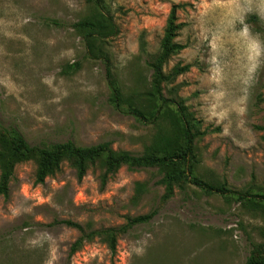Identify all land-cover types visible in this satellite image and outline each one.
<instances>
[{"label": "rangeland", "instance_id": "rangeland-1", "mask_svg": "<svg viewBox=\"0 0 264 264\" xmlns=\"http://www.w3.org/2000/svg\"><path fill=\"white\" fill-rule=\"evenodd\" d=\"M115 33L97 42L124 99L149 87V56L158 47L169 7L183 45L162 65H188L162 86L183 106L193 132L191 176L216 188L259 191L264 179V0H99ZM91 0H0V124L14 127L29 144L69 140L87 146L107 141L114 150L140 153L168 119L137 120L108 101L105 66L88 56L72 24L93 11ZM144 41V51L138 48ZM76 65L72 66V64ZM137 102V101H136ZM141 106L146 104L142 100ZM35 163H15L0 194V251L21 250L31 264H63L76 229L122 224L155 210L147 222L116 236L110 255L98 236L83 241L69 264H242L263 221L224 194L191 182L162 199L156 166L118 167L100 183L96 161L80 179L62 162L34 181ZM190 178V175H187ZM147 190L130 201L133 183ZM15 250V251H16ZM17 252V251H16ZM18 253V252H17ZM1 259V256H0Z\"/></svg>", "mask_w": 264, "mask_h": 264}, {"label": "trees", "instance_id": "trees-1", "mask_svg": "<svg viewBox=\"0 0 264 264\" xmlns=\"http://www.w3.org/2000/svg\"><path fill=\"white\" fill-rule=\"evenodd\" d=\"M91 1L94 5L93 11L89 16L74 22L72 27L80 34L86 54L103 61L106 84L109 89V103L118 109L124 105L123 111L130 113L137 120L149 119L155 122L164 115L168 119V126L164 129L160 128L151 144L145 147L142 152L131 153L127 150H114L107 141L87 146L76 145L69 140L44 145L29 144L14 127L0 124V194L6 196L7 183L15 163L25 160L34 161V181L37 183L42 182L46 176L57 172L62 162H67L73 168L77 179L83 176L88 166L96 161L100 162L103 167L100 175L101 184L104 183L108 174L122 165L130 170L156 166L161 172V177L157 182L163 187L162 199L172 195L174 186L191 182L205 192H211L215 189V192L224 194L227 191V196L236 200L239 207L261 218L263 225L259 226L257 231L260 239L250 243V248L242 264H264V179L259 191L250 192L249 189L228 191L221 186L213 188L210 184L191 176L194 134L190 131L187 112H184L181 104L174 102L171 98L164 97L162 94V86L171 82L177 74L188 68V65H173L167 73L162 71V65L167 58L183 48L182 44L174 41L180 25L176 22V10L180 4H172L169 7L157 50L149 56L147 62L150 69L149 87L132 94L135 105L130 104V102L125 105L124 95L110 74L107 56L101 46L96 44L102 42V39L108 35H113L116 30L108 13L102 9L99 0ZM138 48L140 51H144L143 40H139ZM74 65L76 63L72 64V66ZM142 100L146 104V111L144 106H141ZM188 174L190 175L189 179L187 178ZM146 190L147 183L145 180L134 181L130 201L136 203ZM154 213L155 210L153 209L145 214L133 217L126 216L122 224L94 230H85L82 225L71 220H54L53 224L62 223L78 232L76 238L68 245L63 264H69L71 256L80 248L83 241L94 236H98L105 242L110 255H113L116 236L134 224L147 222ZM7 248L5 247L0 251V264H21L20 259L27 257L20 254L21 250L15 249L17 253L15 250L12 251V249L8 250ZM31 250L34 255L30 263L40 264L43 253L37 248Z\"/></svg>", "mask_w": 264, "mask_h": 264}]
</instances>
